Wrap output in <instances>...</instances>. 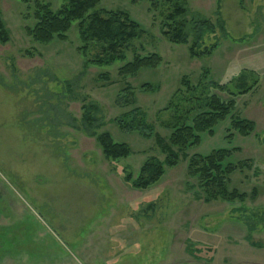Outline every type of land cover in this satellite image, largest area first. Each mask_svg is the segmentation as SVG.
<instances>
[{
	"label": "rangeland",
	"instance_id": "374dc122",
	"mask_svg": "<svg viewBox=\"0 0 264 264\" xmlns=\"http://www.w3.org/2000/svg\"><path fill=\"white\" fill-rule=\"evenodd\" d=\"M176 1L185 20L216 26L204 39L202 49L216 45L208 55L193 57L191 40L165 37ZM36 2L57 12L68 0H0L8 34L0 41V264H264V0H100L90 13L122 10L144 30L125 60L110 65L94 62L102 53L96 41L82 49L78 21L65 41H35L27 28L36 24ZM151 54L161 57L157 67L119 75ZM103 72L110 83L98 79ZM127 83L134 103L117 105ZM145 83L157 88L144 91ZM230 93L233 118L254 121L255 130L228 137V117L187 153L239 148L230 161L250 167L233 173L229 187L247 193L244 202L199 198L185 159L149 188L133 185L146 160L165 155L154 137L123 131L115 119L139 108L168 139L211 95L228 101ZM84 106L102 122L93 136L80 129ZM105 132L131 153L105 157L97 139Z\"/></svg>",
	"mask_w": 264,
	"mask_h": 264
},
{
	"label": "trees",
	"instance_id": "16d2710c",
	"mask_svg": "<svg viewBox=\"0 0 264 264\" xmlns=\"http://www.w3.org/2000/svg\"><path fill=\"white\" fill-rule=\"evenodd\" d=\"M148 1L154 6L157 3V0ZM99 2L100 0H68L67 4L57 12L47 4L36 2L34 12L36 24L33 28L28 27L27 33L35 41L44 44L50 43L54 39L65 41L73 22L78 21L80 39L84 44L82 49L86 52L88 45L94 41L101 45L102 53L96 56L94 60L96 64L110 65L118 60L124 61L131 41L140 37L144 30L129 17L128 13L122 10H102L90 13ZM186 12L187 9L182 4L174 2L173 11L167 16L168 22L165 23L163 32L165 37L176 44H186L191 40L190 53L193 57L208 55L216 45L202 49L204 39L215 32L216 26L206 18L187 21L184 18ZM7 40V29L0 15V41L6 42ZM160 63L161 57L158 54L136 56L119 69V75L122 77L133 76L143 68H155ZM98 79L110 83L108 72L99 74ZM210 85L217 89L227 90L226 84L211 81ZM156 88L148 83L142 85V89L148 92H153ZM132 95V87L128 83L125 84L116 98L117 105L129 106L134 103ZM230 95L231 99L228 101L222 100L216 94L211 95L204 105L206 110L196 114L191 124L182 123L175 126L168 139L155 133V128L146 122L145 112L139 108L115 119L116 124L123 131H137L141 137L146 139L154 137L157 146L165 155L163 161L156 157L146 160L140 169L138 178L133 181V185L138 189H147L161 179L166 167H175L180 159H185L188 163L187 174L197 180L199 189L197 196L199 198H204L205 202L216 199L244 202L249 195L237 188L229 187L233 173L242 172L245 168L250 167L247 161H230L239 148H219L208 154L187 153L189 148L195 147L201 142L203 133L214 135L215 127L220 122L228 117L233 118L232 113L236 107L235 93H230ZM91 108L84 106L80 129L93 136L96 134V130L102 126V122L91 114ZM255 126L254 121L240 117L233 118L227 128L228 137L233 136L234 131L247 137L255 130ZM97 139L107 158L120 159L131 153L127 143L115 142L109 133H102L97 136ZM130 179L131 176L128 174L126 180L130 181ZM256 195L257 190L254 188L250 197L254 198ZM252 229L253 226H249V230L252 231ZM249 241L251 240L249 239ZM251 243L256 245L254 242Z\"/></svg>",
	"mask_w": 264,
	"mask_h": 264
}]
</instances>
